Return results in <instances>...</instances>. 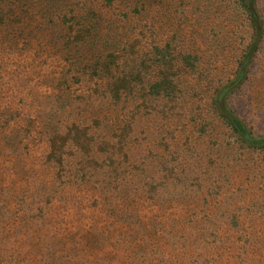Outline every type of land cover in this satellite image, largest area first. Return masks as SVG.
Masks as SVG:
<instances>
[{"label": "rangeland", "instance_id": "rangeland-1", "mask_svg": "<svg viewBox=\"0 0 264 264\" xmlns=\"http://www.w3.org/2000/svg\"><path fill=\"white\" fill-rule=\"evenodd\" d=\"M150 2L0 0V264H264V0Z\"/></svg>", "mask_w": 264, "mask_h": 264}, {"label": "trees", "instance_id": "trees-1", "mask_svg": "<svg viewBox=\"0 0 264 264\" xmlns=\"http://www.w3.org/2000/svg\"><path fill=\"white\" fill-rule=\"evenodd\" d=\"M243 1L246 5L250 4V0H243ZM104 2L107 5L106 7H108L110 4H112L113 0H104ZM153 3H154V1H153ZM150 4H151L150 0H148V1L145 0V4H144L143 8L147 9L148 7H150ZM247 8H248L247 10H248L249 14H251L252 10L250 9V6L248 5ZM90 13H91V15L94 16V18L97 17L94 12H90ZM66 17H68V16H66ZM66 17L65 18L63 17L64 18L63 22H66V24L69 25L68 28L70 30V33H72L77 27H80L81 29H85L87 31L89 30L84 24L81 23L80 20H77L76 18H73V17H71L70 19H67ZM88 18H89V16H88ZM253 26L256 27V21H254ZM74 39L76 41V39H78V36H76ZM113 63L114 62L111 61V62H108L107 64L105 62L103 64H100L99 69L96 68L94 70V73H95L94 78L98 79V81H101L102 84L106 83V85L104 87H106V86L110 87L111 86V89L116 90L115 92L114 91L111 92V97L114 98L115 101H120L122 99V91L120 88H118V85L121 84L123 79L118 78L117 81L115 80L116 78H114V75L116 72H114L115 66L113 65ZM237 69H238V72H241V70H243L242 73L240 74V77L236 81L237 85H239V83H240L239 86H241L247 80V78H246L244 83L241 84V82H242L241 80L245 76V73H243V72H245L246 70L244 69V67L241 64H239ZM168 81L169 80H167V78H166L164 82L157 83L154 86L152 85L151 94H153L154 96H157V97L171 96L172 93L175 92L176 86H174L173 83H169ZM232 87L233 86H228V87L224 88L220 92V94H219L220 96H218V98L216 100L218 102H214V104L215 103H216V105H217V103L219 104L216 106L217 109L218 108L222 109V111H223L222 117L229 123V125H231V127H233V129L237 132L238 135H240L242 138L246 139L247 141L251 142L254 146L264 145V140L261 142L254 141L248 135L246 127L239 120H237L232 115H230V113L228 112L227 106L225 103V98L230 93Z\"/></svg>", "mask_w": 264, "mask_h": 264}]
</instances>
